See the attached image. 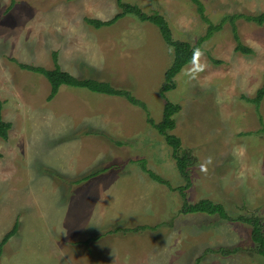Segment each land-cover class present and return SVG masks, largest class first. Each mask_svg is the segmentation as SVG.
<instances>
[{
    "label": "rangeland",
    "instance_id": "rangeland-1",
    "mask_svg": "<svg viewBox=\"0 0 264 264\" xmlns=\"http://www.w3.org/2000/svg\"><path fill=\"white\" fill-rule=\"evenodd\" d=\"M11 1L0 0V101L12 124L0 137V241L16 221L18 230L0 264H264L250 225L181 212L185 179L142 107L69 85L48 100V80L17 63L53 68L57 52L64 70L130 91L156 121L166 99L179 104L172 132L193 161L185 199L255 215L264 231V98L258 107L245 98L264 81V24L246 19L264 0H201L222 23L207 40L192 0H124L198 46L166 99L173 49L155 25L133 15L86 22L112 18L116 0ZM233 24L251 53L235 49Z\"/></svg>",
    "mask_w": 264,
    "mask_h": 264
},
{
    "label": "trees",
    "instance_id": "trees-1",
    "mask_svg": "<svg viewBox=\"0 0 264 264\" xmlns=\"http://www.w3.org/2000/svg\"><path fill=\"white\" fill-rule=\"evenodd\" d=\"M13 1V0H12ZM11 1V2H12ZM196 5L197 11L201 15L202 19L207 22L208 26L206 29V34L203 40L209 39L216 31L220 30L222 23L214 24L205 14V7L201 0H192ZM116 4L119 8V12L115 14L112 18L102 20L99 18H85L86 22L95 27L100 28L103 26H111L120 18L126 15H133L141 22H149L155 25L167 45L171 46L173 49V59L169 67L165 71L164 82L160 88V95L166 99V92L172 90L176 86L175 77L176 75L186 66L187 64L193 62L197 58V48L198 46H192L190 42L185 40H176L173 37L172 29L169 23L163 15L159 12L147 13L141 9V7L136 4L124 1L116 0ZM241 14H232L229 18L233 21ZM246 19L254 21L257 24H264V12L256 15H248ZM233 33L235 39L238 43L235 49L242 53H251V48L241 44L236 32L235 25L233 24ZM53 68H45L42 66H35L27 63L17 62L19 67L34 73L43 75L50 84V92L47 96L48 100L53 99L60 87L62 85H69L73 87L86 88L94 93H101L106 95L121 96L126 98L133 105L142 107V109L147 113V122L153 126L157 132L164 136L167 144L172 148V155L176 161L177 168L179 172L185 179L186 184L180 186L179 192L184 198L181 212L184 214L192 213H204L208 215H217L222 219L233 220V221H243L244 223L251 226V238L257 244V252L264 257V231L260 218L255 215L250 216H237L232 218L226 211L225 207L221 203L214 202L210 199L203 198L196 202H189L185 199V190L190 188L192 185V180L189 174V167L193 163L192 156L186 150L182 148L181 139L175 135L172 130L176 127L175 116L179 112L180 105L176 104L170 100L166 99L163 108L162 119L156 121L149 114L148 107L146 103L136 98L130 91L126 89H119L114 87L108 81H101L94 78H80L67 70H64L59 63V56L57 52L53 53ZM215 63H219V60H214ZM248 101L253 102L256 107L261 104L264 98V81L263 84L256 90L253 97H245ZM11 122L5 121L2 117V102L0 101V137L3 139H8L9 129L11 128ZM149 175L158 180L159 182H164V180L153 171L148 170ZM18 230V222L14 223L13 227L5 233L0 241V257L3 254L4 246L8 240L16 234Z\"/></svg>",
    "mask_w": 264,
    "mask_h": 264
},
{
    "label": "crops",
    "instance_id": "crops-1",
    "mask_svg": "<svg viewBox=\"0 0 264 264\" xmlns=\"http://www.w3.org/2000/svg\"><path fill=\"white\" fill-rule=\"evenodd\" d=\"M73 74V73H72Z\"/></svg>",
    "mask_w": 264,
    "mask_h": 264
}]
</instances>
